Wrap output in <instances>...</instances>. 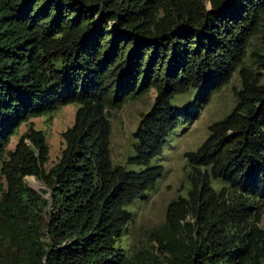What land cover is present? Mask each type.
I'll use <instances>...</instances> for the list:
<instances>
[{
	"label": "trees",
	"instance_id": "trees-1",
	"mask_svg": "<svg viewBox=\"0 0 264 264\" xmlns=\"http://www.w3.org/2000/svg\"><path fill=\"white\" fill-rule=\"evenodd\" d=\"M263 21L264 0H0V264H264V53L260 72L246 63ZM236 73V106L186 153L190 187L153 231L155 251L129 255L130 206L163 176L151 161L184 114L173 100L198 90L202 107ZM153 90L128 158L141 168L114 164L110 111ZM70 104L47 169L31 120Z\"/></svg>",
	"mask_w": 264,
	"mask_h": 264
},
{
	"label": "rangeland",
	"instance_id": "rangeland-1",
	"mask_svg": "<svg viewBox=\"0 0 264 264\" xmlns=\"http://www.w3.org/2000/svg\"><path fill=\"white\" fill-rule=\"evenodd\" d=\"M255 53H264V21L261 33L256 36L249 47L246 63L255 73L260 68L255 62ZM264 83V79L262 80ZM241 88V78L236 73L230 85L220 93L215 94L210 103L199 107L195 102L198 90L187 94L178 95L173 100L177 110L184 111L179 126L169 134L167 144L161 155L151 161V165H162L163 176L155 186L147 190L137 199L130 209L134 213V220L129 226L128 233L123 239L122 245L129 255H134L152 248V233L164 224L166 210L171 201L180 195H186L189 189L187 179L186 153L196 151L210 134L209 127L216 121L227 116L236 106L235 92ZM156 91H151L146 96L136 101L126 103L119 110L110 111L112 122L111 158L114 164L124 165L130 169L139 170L141 167L128 164V158L136 154L134 149V132L136 131L142 114L150 110L154 104ZM191 113H199V118L190 122L186 110ZM77 105L63 106L52 116L32 119L38 130L46 133L50 147V160L46 165L50 169L60 158L65 148L63 133L74 124ZM29 129V124H23L18 133L13 136L8 150H14L22 135ZM27 184L34 190L41 192L46 190L42 181L35 176L26 177ZM264 227V219L262 222Z\"/></svg>",
	"mask_w": 264,
	"mask_h": 264
}]
</instances>
